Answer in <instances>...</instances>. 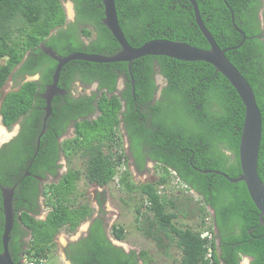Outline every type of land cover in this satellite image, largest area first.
I'll return each mask as SVG.
<instances>
[{"label": "trees", "instance_id": "trees-1", "mask_svg": "<svg viewBox=\"0 0 264 264\" xmlns=\"http://www.w3.org/2000/svg\"><path fill=\"white\" fill-rule=\"evenodd\" d=\"M63 1L0 0V91L10 76L17 86L3 94L0 115L7 128L19 118L24 121L9 154L19 157L21 153L24 165L32 158L28 170L42 177L46 176L45 172L57 175L55 161L59 154L69 161L76 155L84 163L83 171L68 167L57 181L45 185V203L52 210L44 219L35 218L29 205L38 189L36 178L30 174L17 184L15 195L19 199L13 206L15 219L8 244L11 258L16 262L23 255L32 259L47 258L56 244L55 235L62 228L74 231L87 218H92L87 234L63 248L71 264H138L139 260L144 262L148 258L144 249L125 251L108 239L102 210L104 192L96 193L95 200L101 210L94 217V208L88 202L75 204L77 207L70 205L82 178L86 184L96 187L106 186L114 179L124 155L115 151L122 142L120 125L124 124L133 142H143L149 150L148 156L161 168L153 182L135 183L126 168L120 174L121 187L138 194L134 219L138 230L153 239L158 247L167 248L166 239L175 242L181 253L180 264H209L199 229L181 228L173 221L187 213L183 200L162 190L173 174L181 184H186L187 191L198 196L200 205L196 208L201 212V225L205 224L204 211L210 217L208 227L218 238L214 263L239 264L241 257L247 256L250 264H264V219L260 223L259 211L244 183L231 182L214 172H203L219 170L231 178L240 174L238 146L244 105L227 78L211 64L164 55L137 58L130 68L126 61L70 60L62 67L58 80L64 93L53 97L46 129L36 147L44 115L42 94L52 82L57 63L42 50L41 44L61 56L76 51L111 55L120 49L102 23V0H70L75 21L67 27H64ZM195 1L205 26L221 48L235 46L242 39L232 24L231 10L235 24L246 35L243 43L227 50L225 56L251 86L261 114L257 174L264 183V28L258 20L259 2ZM115 7L121 30L133 47L155 38L209 47L195 23L188 0H115ZM93 30L96 38H92ZM155 67L165 78L166 86L162 89V98L151 103L156 90ZM37 73L38 79L22 82L25 75ZM121 75L127 82L118 92L116 85ZM93 82H97L95 91L76 93V84L85 90ZM71 125L74 135L59 142L58 138ZM2 166L6 165L0 163V186L10 187L15 182L4 173ZM137 166L142 170L143 163ZM19 174L16 179L23 173ZM3 221L0 194V251ZM111 231L118 240L125 236L123 225L115 223ZM25 233H30L26 244L19 241Z\"/></svg>", "mask_w": 264, "mask_h": 264}, {"label": "water", "instance_id": "water-1", "mask_svg": "<svg viewBox=\"0 0 264 264\" xmlns=\"http://www.w3.org/2000/svg\"><path fill=\"white\" fill-rule=\"evenodd\" d=\"M188 1L191 3L193 8L195 23L208 42L209 47L206 49L193 46L187 42L164 38L151 39L137 47L131 46L125 38L123 31L121 30V27L119 25L115 7V0H102V4L104 7V18L102 23L108 28V30L118 42L120 49L117 52L111 55H104L76 51L66 56H61L56 54V52L52 50L51 47L41 44L42 50L51 58H53L57 63L52 75V82L48 85L44 94H42L45 100V114L43 115L41 130L37 136V147L39 145L40 137L46 129V120L51 114L52 99L57 93H64L63 90L58 86V80L62 67L68 61L74 59L100 63L126 61L128 63V68H130L131 62L137 58L143 57L145 55H164L183 61L207 62L214 66L216 71L223 74L236 90L244 105V118L238 146L240 174L235 178H231L227 174L219 170H203V172H214L217 174H221L231 182H243L252 202L259 211V221L260 223H262L264 219V183L261 181L257 174V158L262 132L261 114L258 109L255 95L251 86L242 76L240 71L225 56V52L227 50L239 47L246 39V35L242 31V29H240L235 24L234 15L231 10L232 24L242 35V39L240 43L235 46L221 48L215 41L210 31L205 26L200 16L196 1ZM69 3L71 4V2ZM71 16H73V10ZM37 78L38 74L27 75L24 78L23 82L36 80ZM0 118H2L1 115ZM1 191L4 221L3 231L1 234L2 250L0 251V264H21V259L17 262L14 261L11 258L8 250L10 233L12 231L15 219L12 207L13 191L8 188H2Z\"/></svg>", "mask_w": 264, "mask_h": 264}, {"label": "rangeland", "instance_id": "rangeland-1", "mask_svg": "<svg viewBox=\"0 0 264 264\" xmlns=\"http://www.w3.org/2000/svg\"><path fill=\"white\" fill-rule=\"evenodd\" d=\"M63 6L65 13L67 15H72V5L68 1H63ZM76 93L78 92H84V93H90L91 88H87L85 90L82 89V87L79 84H76ZM17 89V86L14 82L11 81L10 78L6 81L5 85L2 87L0 91V101L5 92L8 90H14ZM17 123L12 124L10 128H4L1 126L0 123V131L5 133V136H8V133H12L14 129L16 128ZM68 135L72 136V133H69L65 135V137H69ZM117 147V146H116ZM118 150L120 152L123 151V145L122 142H120V146L117 147L116 153H118ZM118 154H115L117 156ZM61 162L63 163V168L73 167V168H80L82 171L84 169V163L83 160L76 155L69 161L67 158L61 157ZM124 164H120L119 162V169L118 172L113 180L109 182L108 185L103 187H96L94 185L86 184L84 179L78 181L77 183V196L75 198V195H73V200L70 201V205L73 207H77L76 205L79 203L88 202L92 207L96 206V212H99L98 204L96 203V193L97 192H104L105 195V202L102 207L103 215L107 218L108 222V228L107 232L111 240L115 244L121 245L124 249H134V250H146L148 258L144 260L146 264H180V258L181 253L180 250L177 248L175 242H170L167 239L165 240V243H167V248L158 247L156 242L145 236L142 231H139L135 224V206L137 202L138 194L135 192H128L124 187L121 188L119 186V177L120 174L123 172ZM129 170V169H128ZM157 170H161L160 167L156 166L154 169L151 170L152 173L147 174V176H150L151 179H157V175H159V172ZM169 169V173H170ZM61 172V170H60ZM62 173H60L61 175ZM131 177H133L132 173H130ZM144 175L145 174H138L134 175L135 181L142 182L144 181ZM117 180V181H116ZM149 180V177H148ZM121 185V184H120ZM47 190V187L45 188ZM167 191L169 194H171L175 197L178 196V200H183L184 205L186 207V215L182 216V214L178 215L173 221L176 223L177 226L181 228L185 227H191L192 229H199L203 225L200 223V214L201 212L198 211L196 208L198 204V196L193 193L192 191H187L184 184L179 181L178 178L174 177L173 174L170 175V181L165 184V189H162ZM190 195V196H189ZM189 198V200H185L183 197ZM76 200H75V199ZM75 201V203H74ZM76 204V205H75ZM195 207L193 212H190L189 210ZM94 208V207H93ZM94 213V212H93ZM204 214L206 215L205 219L207 218V213L204 211ZM91 219V218H90ZM90 219L87 218L83 220L74 231H69L66 228H62L56 235L55 240L56 242L60 241V248L58 245L55 244L54 247L51 248L52 251H50L47 254V263L46 264H61L59 260V256L62 257L63 250L62 245L66 243L67 237H75L77 235H80L82 231H84L87 226L90 224ZM207 223H210V219H206ZM120 224L123 225L125 228V236L123 239L118 240L116 239L111 231L113 224ZM206 223V224H207ZM205 224V225H206ZM60 251V252H59ZM27 256V255H25ZM64 258V257H63ZM143 260H139L138 264H144ZM64 264H70L65 260ZM239 264H249V257L242 256Z\"/></svg>", "mask_w": 264, "mask_h": 264}, {"label": "flooded vegetation", "instance_id": "flooded-vegetation-1", "mask_svg": "<svg viewBox=\"0 0 264 264\" xmlns=\"http://www.w3.org/2000/svg\"><path fill=\"white\" fill-rule=\"evenodd\" d=\"M65 1L71 2L72 10H73V16H69L66 13V22L64 24V27H67L68 23L75 21V10H74V5H73L72 1H70V0H65ZM258 2H259L258 20H259V24L261 25V28H264V19H263L264 0H256V3H258ZM55 31H56V29H54L53 32H55ZM96 37H97V33L95 32V30H93L92 38H96ZM80 38L83 41L88 42V40L86 38H83V36H80ZM155 69L157 70V72H155V74H154V81H155V85H156V90L153 93V98L151 100V103H154L155 100L162 98V96H161L162 95V89L164 88V86H166L165 78L160 74L158 68L155 67ZM14 70L12 71V73L14 72ZM37 74H38V78H39V73H37ZM26 76L27 75H25L24 78ZM9 78L11 79L12 82L15 83L14 78L12 76H10ZM17 80H19V82L22 81V79H20V77H18ZM126 82H127V80L123 77V75H121L118 78L117 85H116L118 92H120L121 90H123L126 87ZM89 87L91 88L90 91H95L97 89V82H93ZM132 92H133V90H132ZM44 114H45V111H44ZM23 122H24L23 118H19V120L16 122L17 126L14 129V131L12 133H8V136L3 135L2 137H4V138L0 139V163H4L6 165L5 167L2 166L3 167L2 170L4 171V173L7 176H9V178H10V180H12V182L13 181L15 182L10 187L0 186V194H1V198H2V191H1L2 188H8V189H11L13 191L12 207L14 206V204H16V202L19 199L18 196L15 195L17 184L25 176H29L31 174L28 169L31 166L32 158L26 165H24V161H22V158H21V153H19V157L11 156L9 154L10 146L13 143V140L18 136V134L22 128ZM0 123L2 124V127L7 128L6 126L3 125L2 118H0ZM120 128H121V133H122V136H121L122 145H123V151L122 152L124 154V159H125V168L129 169V172L132 173L133 179L135 177L134 176L135 174L136 175L145 174L144 179H143L144 181H142V182H153V181H155L156 179H151V177L147 176V174L152 173L151 170L157 166V162L148 156L147 153H149V150L146 148V146L144 145L143 142H138V143L133 142V139L130 138V136L127 134V132L124 128V124L123 125L121 124ZM66 131L67 132L62 137L58 138L59 142L61 140H63L64 138H68V137H65V135H67L69 133H72L74 135V133H73L74 128L72 125L68 126ZM68 136L72 137L70 135H68ZM36 147H37V138H36ZM35 154H36V151H35ZM61 157L64 158L65 156L63 154H61ZM61 157L59 154V158L55 161V164H56L55 169H56L57 175H52V174H49L48 172H45L46 176H43V177L38 175V174H31L38 181V184H37L38 189L36 192L35 199L32 198L31 201L29 202L30 203L29 205L31 206V209H32L31 212L33 213L34 217L37 219H44L47 216V214L52 210V207L47 206V204L45 203V195H44L45 185L48 183H51L52 181H57L60 178V173L63 174L68 169V168H66V169L63 168V163L61 162ZM137 163H140V164L143 163L142 170L138 169ZM60 170H61V172H60ZM159 171L160 170H157V172H159ZM21 172L23 174L19 177V179H16L17 176L20 175L19 173H21ZM158 176L159 175H157V178H158ZM148 177H149V180H148ZM135 183H137V181H135ZM138 183H141V182H138ZM28 186L31 187V185H28ZM119 186H121V185H119ZM184 186H186V184H184ZM22 187L24 189L27 188V186H25V185H22ZM33 200H35V201L33 203H31ZM26 201H27V199H26ZM13 210H14V208H13ZM91 219H90V222H91ZM107 226H108L107 218L104 217V227H105L104 231L106 232L108 239L113 243V241L111 240V238L108 235V232H107L108 227ZM88 228H89V225L87 226V228L84 231H82V233L80 235H77L73 238L67 237L66 243L63 244L61 247L62 250L65 246L68 245V243L73 242V241L85 236L88 232ZM29 240H30V233H25V234L20 235L19 241H21L22 243L26 244ZM55 243H57L56 245H58V247L60 248V241L58 240L56 242V240H55ZM25 244H23V246H25ZM114 245H116V244H114ZM117 246L122 247L121 245H117ZM124 250L129 251L131 249H129V250L124 249ZM63 255H64L63 257L65 258V260L70 263V261L66 258L64 250H63ZM249 263H250V259H249Z\"/></svg>", "mask_w": 264, "mask_h": 264}, {"label": "built area", "instance_id": "built-area-1", "mask_svg": "<svg viewBox=\"0 0 264 264\" xmlns=\"http://www.w3.org/2000/svg\"><path fill=\"white\" fill-rule=\"evenodd\" d=\"M117 147L115 148V151H117ZM121 153H123V152H120V150H118V154H121ZM120 164H124V166H125L124 155L121 156ZM117 169H119V163H118ZM124 169H125V167H124ZM207 218L210 219L209 216H207ZM206 219H205V224L207 223ZM205 224L201 228H199L200 237L205 240V247L207 248L205 258L209 264H216V263H214L213 252H214V246L217 245V238L215 237L213 229L208 227V225L210 223H207L206 225ZM46 263H47V260L45 257H38V258H34V259L29 258L25 255H23L21 257V264H46Z\"/></svg>", "mask_w": 264, "mask_h": 264}, {"label": "crops", "instance_id": "crops-1", "mask_svg": "<svg viewBox=\"0 0 264 264\" xmlns=\"http://www.w3.org/2000/svg\"><path fill=\"white\" fill-rule=\"evenodd\" d=\"M96 203H97V201H96ZM93 207H94V211H93L94 213L92 214V217H94V216H96L98 214V212H96V206H93ZM98 209H99V205H98ZM59 260H60L61 264L65 263V259L63 258V256L62 257L59 256Z\"/></svg>", "mask_w": 264, "mask_h": 264}, {"label": "bare ground", "instance_id": "bare-ground-1", "mask_svg": "<svg viewBox=\"0 0 264 264\" xmlns=\"http://www.w3.org/2000/svg\"><path fill=\"white\" fill-rule=\"evenodd\" d=\"M3 135H6V134L3 133L2 131H0V139H1V138H4V137H2Z\"/></svg>", "mask_w": 264, "mask_h": 264}, {"label": "clouds", "instance_id": "clouds-1", "mask_svg": "<svg viewBox=\"0 0 264 264\" xmlns=\"http://www.w3.org/2000/svg\"><path fill=\"white\" fill-rule=\"evenodd\" d=\"M217 238V237H216ZM217 243H218V238H217Z\"/></svg>", "mask_w": 264, "mask_h": 264}]
</instances>
